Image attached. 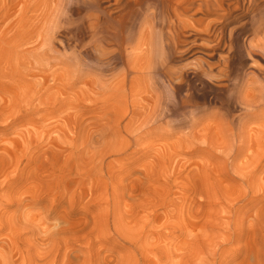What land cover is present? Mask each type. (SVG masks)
Listing matches in <instances>:
<instances>
[{
    "label": "rangeland",
    "instance_id": "rangeland-1",
    "mask_svg": "<svg viewBox=\"0 0 264 264\" xmlns=\"http://www.w3.org/2000/svg\"><path fill=\"white\" fill-rule=\"evenodd\" d=\"M91 3L0 0V264H264V111L144 74L156 3L103 56Z\"/></svg>",
    "mask_w": 264,
    "mask_h": 264
},
{
    "label": "bare ground",
    "instance_id": "bare-ground-1",
    "mask_svg": "<svg viewBox=\"0 0 264 264\" xmlns=\"http://www.w3.org/2000/svg\"><path fill=\"white\" fill-rule=\"evenodd\" d=\"M89 1L96 6V21L88 22V27L95 32L103 56H109L111 60L112 55L104 45H114L109 42L112 31H106L105 25L111 22V25L120 26L125 15L136 7L156 3L155 10L144 19L142 39L148 53L144 74L151 78L160 73L176 93L188 85L190 75L200 77L204 86L232 92L242 114L264 111V36H258L264 33V0ZM247 30H252L253 38L242 35ZM112 52L127 57L128 62L133 53L124 41H119ZM161 54L163 61L158 59ZM196 55L201 57L195 58L192 67L165 64L168 59L182 62ZM244 62L249 63L248 70L238 72V65ZM134 74L136 72L130 64L126 75L132 77ZM193 93L191 87L186 90L181 99L183 108L194 105Z\"/></svg>",
    "mask_w": 264,
    "mask_h": 264
}]
</instances>
